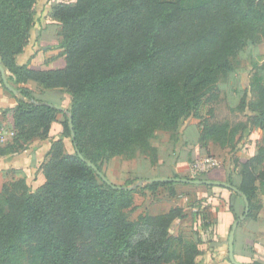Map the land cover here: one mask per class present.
I'll return each mask as SVG.
<instances>
[{"label":"trees","instance_id":"obj_1","mask_svg":"<svg viewBox=\"0 0 264 264\" xmlns=\"http://www.w3.org/2000/svg\"><path fill=\"white\" fill-rule=\"evenodd\" d=\"M37 1L0 0L1 65L20 95L13 108L15 135L0 155L48 139L61 113L36 100L24 87L28 81L66 91L74 141L64 115L59 139L51 141L41 165L45 182L32 189L20 174L14 183L0 184V264H196L202 253L197 235L187 240L170 233L184 218L182 208L130 220L133 191L109 187L75 149L100 172L103 161L130 160L150 151L155 163L150 145L155 134L174 132L183 120L198 118L205 96L233 72V60L247 45L264 40V0L58 5L51 16L60 25L58 48L66 65L33 70L15 59L28 45ZM252 87L257 101L250 104L247 119L264 134V62ZM202 125L198 142L203 147L209 142L222 149L233 146L235 134L227 124ZM262 142L238 165L237 189L249 202L247 218L260 208L255 183L264 185V137ZM174 184H146L139 190ZM207 219L201 211L202 226Z\"/></svg>","mask_w":264,"mask_h":264},{"label":"crops","instance_id":"obj_2","mask_svg":"<svg viewBox=\"0 0 264 264\" xmlns=\"http://www.w3.org/2000/svg\"><path fill=\"white\" fill-rule=\"evenodd\" d=\"M74 2L75 0H38L36 2L33 7L34 26L30 31L28 45L24 52L15 59L17 65H26L33 70H58L65 67V57L61 55L62 50L58 48L60 25L51 14L56 6L71 5ZM5 74L8 77L6 70ZM24 87L32 92L36 100L66 111L70 110V97L65 90H46L33 81H28ZM19 98V94L13 95L3 88L0 74L1 127L14 130L13 108ZM64 115L62 112L56 115V122L52 125L48 139L35 140L22 149L0 155V172L10 169L16 174L25 176L32 189L42 185L45 180L41 165L48 159L51 141L59 139L61 126L57 127V124L63 122ZM202 127V120L199 118L182 121L178 126L174 140L175 150L174 148L167 150L164 157L160 159V152L157 149L158 161L152 164L150 160L146 159L143 165L144 169L132 167L129 169L133 173L132 176L142 178L141 172L145 171L146 175L153 178L178 176L182 179L189 177L192 161L207 157L216 145L209 142L207 146L203 147L198 142ZM0 148L4 149L6 146L3 145ZM256 153L257 150L248 149L243 158L237 162L233 161L232 164L228 162V166L224 164L222 168H218L220 172L214 171L213 177L209 181L228 183L238 188L241 181L238 175L239 163ZM119 158L112 159V162ZM179 185L183 186L184 184ZM255 185L260 208L254 218L246 217L238 224L233 240L234 259L244 264H264V185H260L259 182H256ZM189 186L199 189L195 192L197 206L190 209L194 235L195 237L197 235L199 247L202 250L201 255L196 259V264H231L228 255V236L233 223L244 213L242 197L221 186L186 185V187ZM204 210L208 219L205 226H202L200 214Z\"/></svg>","mask_w":264,"mask_h":264},{"label":"rangeland","instance_id":"obj_3","mask_svg":"<svg viewBox=\"0 0 264 264\" xmlns=\"http://www.w3.org/2000/svg\"><path fill=\"white\" fill-rule=\"evenodd\" d=\"M263 62L264 40L256 45H247L233 60V72L225 81L217 85L216 92L205 96L199 109V119L211 123L227 124L235 134L233 146L231 145L232 147L221 149L219 146L215 145L213 150L207 155V157L219 163V168H222L224 164L227 165L228 162L231 164L233 161L237 162L240 158H243V155L248 149L257 150L263 145V132L260 130L258 131L252 125L251 121L247 119V112L250 104L257 101V93L252 89V84L256 81V70ZM210 95H214V97L211 98ZM59 126L60 124H57V127ZM176 132L177 130L174 132L159 131L155 134L150 142L151 147L156 150L155 161H158L157 149H159L160 152V159L164 157L167 150L171 148L175 150L174 140L176 139ZM65 143L67 148L70 149L68 139H65ZM150 152H148V155L139 153L135 158L130 160L125 157H120L113 162L112 159L111 161L109 160L110 162L103 161L100 163V168L104 176L113 185L120 187L132 186L138 181H145L153 178L146 175L145 171H143V173L141 172V174H143L142 178H134V176H132L133 173L129 171L132 167L144 169V161L146 159L152 160V153ZM196 161L197 160L192 161L190 167L192 164L196 163ZM214 171L220 172V169H213L204 175L190 172V176L185 177V179L206 180V177H208L209 180L213 177L212 173ZM14 173L15 172L10 169L0 172V184H11L17 181L20 178V174ZM130 183L133 184L129 185ZM144 185L146 184L144 183ZM144 185L140 187H144ZM140 187H135L132 190L135 211L131 214L130 220H136L139 214H149L152 216L162 215L167 213L170 209L181 205L184 211V218L173 224L170 233L175 236H182L187 240H192V238H194L193 222L191 220L192 212L190 209L197 206L198 201L195 192L199 190L198 188L192 186L186 187V185L181 186L179 184H174L169 187L157 186L153 190H139ZM23 264L29 263L25 261Z\"/></svg>","mask_w":264,"mask_h":264},{"label":"water","instance_id":"obj_4","mask_svg":"<svg viewBox=\"0 0 264 264\" xmlns=\"http://www.w3.org/2000/svg\"><path fill=\"white\" fill-rule=\"evenodd\" d=\"M0 74H1V79H2V83H3L4 87L13 95H18L19 92L16 89H14L7 81L5 70L1 65V59H0ZM54 107L58 111L64 113L67 116L71 140L74 141V132L72 129V115H71V113L69 111H66V110L60 108V107H57V106H54ZM75 151H76L78 157L80 158V160L83 163H85L89 168H91L95 172V174L101 179V181H103L105 184H107L112 189L132 191L135 187L143 186L144 183L145 184L179 183V184H186V185H216V186H221V187L227 188V189L235 192L236 194H238L240 197H242V199L244 201L245 209H244L243 215L240 218H238L233 223V225L231 226L229 236H228V255H229V261L231 264H244V263H239V262L235 261V259H234V256H233V240H234V235H235V231H236L238 224L240 222H242L244 219H246V217H247V214L249 211V202H248L246 196L243 193H241L236 187H234L228 183L214 182V181H209V180H199V179H185V178H182V179L181 178H153V179H148L145 181L144 180L138 181L136 184H134L132 186H127V187L115 186L110 181H108V179L104 176V174L102 172H100L94 164H92L90 161L84 159L77 149H75Z\"/></svg>","mask_w":264,"mask_h":264},{"label":"built area","instance_id":"obj_5","mask_svg":"<svg viewBox=\"0 0 264 264\" xmlns=\"http://www.w3.org/2000/svg\"><path fill=\"white\" fill-rule=\"evenodd\" d=\"M15 135V131L0 127V145L5 144L7 141L12 139ZM219 168V163H217L215 160L209 157H205L201 159L200 161H196V163L192 164L190 167V171L192 173H198L200 175H204L208 173L212 169Z\"/></svg>","mask_w":264,"mask_h":264}]
</instances>
